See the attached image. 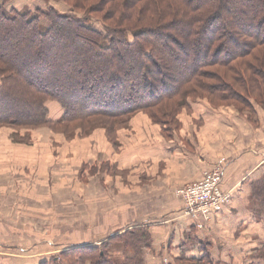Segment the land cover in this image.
I'll return each mask as SVG.
<instances>
[{
	"label": "trees",
	"instance_id": "16d2710c",
	"mask_svg": "<svg viewBox=\"0 0 264 264\" xmlns=\"http://www.w3.org/2000/svg\"><path fill=\"white\" fill-rule=\"evenodd\" d=\"M14 1L0 0V128L15 141L42 127L112 133L140 112L178 125L197 101L252 113L264 106V0H51L67 13L19 11ZM49 103L61 117L50 116ZM251 199L262 217L264 179ZM117 246L123 258L112 256ZM151 249L148 228L135 225L39 264H146ZM255 256L264 260V243ZM168 264L214 262L205 252Z\"/></svg>",
	"mask_w": 264,
	"mask_h": 264
},
{
	"label": "crops",
	"instance_id": "0c3cea01",
	"mask_svg": "<svg viewBox=\"0 0 264 264\" xmlns=\"http://www.w3.org/2000/svg\"><path fill=\"white\" fill-rule=\"evenodd\" d=\"M208 105L206 107L203 101L191 103L187 116L194 126H182L180 133L184 128L188 132L178 142L172 139L175 131L166 138L163 133L167 131L169 134L170 130L161 129V141L151 146L150 156L158 164L170 168L168 171L175 179L188 180L187 184L201 181L220 158H225L227 167L222 188L231 192L232 200L219 217L208 223L205 229H197L183 217V201L177 197L176 191H169L162 196L167 197L169 209L160 219L148 216L141 222L124 226L119 230L121 232L115 231L94 240L64 243L61 249L101 246L114 234H121L135 225H144L150 232L152 246L145 252L146 264H168L183 253L198 257L205 252L214 264H264V260L255 256L264 243V215L253 213L251 199L254 184L264 179V110L255 106L252 119L234 108L215 109ZM52 173H41L44 179L39 180H49L47 178ZM25 184L0 182V264H39L55 254L53 250L57 244L52 239V222L47 220L51 218V198L44 197L49 202L44 200L39 204L42 198L39 184L37 188L34 185L27 188ZM48 191L50 194L51 189ZM32 201L36 203H30ZM118 251L114 254H124L121 249ZM166 260L169 262L165 263Z\"/></svg>",
	"mask_w": 264,
	"mask_h": 264
},
{
	"label": "rangeland",
	"instance_id": "374dc122",
	"mask_svg": "<svg viewBox=\"0 0 264 264\" xmlns=\"http://www.w3.org/2000/svg\"><path fill=\"white\" fill-rule=\"evenodd\" d=\"M12 6L19 11H34L36 8L47 10L51 6H55L61 13L69 10L62 2L55 3L51 0H15ZM203 103L206 107L209 104L207 101ZM255 106L264 110L262 105ZM48 108L53 119L63 114L57 103H49ZM237 108L234 110L254 119L255 115L250 110L244 109L240 104ZM187 111L182 110L176 117L178 125L171 121L166 126L154 123L145 113L140 112L125 124H118L112 133L104 125L95 126L87 135L80 134V131L72 134L70 131L71 135H64L42 127L20 132L19 140L15 141L12 135L16 132L2 127L0 182L20 185L26 182L27 188L32 185L37 188L36 185L39 184L42 197L39 204L44 200L49 202L44 197L51 198V218L47 220L52 222V239L57 244L53 250L55 256L64 250L61 249L64 243L94 240L115 231L121 232L119 230L124 229V226L141 222L148 216L160 219L169 209V201H166L167 197H162L163 194L177 192L188 185L189 181L175 179L173 173L168 171L170 168L152 159L151 146L161 141L160 130L168 129V126H171L169 134L164 131L163 136L170 138L175 131L172 139L175 138L176 142L182 139V135L188 132L184 128L180 133L182 126H194ZM191 131L193 132V127ZM28 133L30 136L26 137ZM193 141L201 150L197 141ZM203 143L201 141V146ZM186 151L194 152L190 149ZM154 157L157 158L155 155ZM221 159L225 158H220L214 167ZM105 162L110 163V166L104 165ZM23 166L29 169L24 170ZM93 166L90 173L89 168ZM47 171L53 172L47 178L49 180H39L44 179L41 178V173ZM48 188L51 189L50 194ZM39 222L38 218L37 223ZM116 250H120L119 246ZM112 256L123 258L125 255L118 253Z\"/></svg>",
	"mask_w": 264,
	"mask_h": 264
},
{
	"label": "built area",
	"instance_id": "2783aa9c",
	"mask_svg": "<svg viewBox=\"0 0 264 264\" xmlns=\"http://www.w3.org/2000/svg\"><path fill=\"white\" fill-rule=\"evenodd\" d=\"M226 167L227 160L221 159L204 174L201 181L188 184L176 192L183 201V217L199 230L205 229L208 223L219 217L232 200L231 192L222 188Z\"/></svg>",
	"mask_w": 264,
	"mask_h": 264
}]
</instances>
